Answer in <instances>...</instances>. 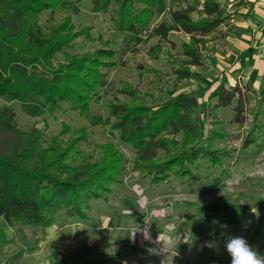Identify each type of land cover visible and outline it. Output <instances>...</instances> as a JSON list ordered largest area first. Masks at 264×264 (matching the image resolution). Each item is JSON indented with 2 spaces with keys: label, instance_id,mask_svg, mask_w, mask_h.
I'll return each instance as SVG.
<instances>
[{
  "label": "trees",
  "instance_id": "trees-1",
  "mask_svg": "<svg viewBox=\"0 0 264 264\" xmlns=\"http://www.w3.org/2000/svg\"><path fill=\"white\" fill-rule=\"evenodd\" d=\"M81 1L0 0V98L9 102L34 96L49 109L67 104L80 114L90 111L94 93L106 85L107 70L120 62L112 44L68 51L87 30L77 28L66 14L59 20L55 16ZM90 4L92 12L110 13L111 26L118 33L131 37L146 34L162 40L173 33L186 35L188 41L182 43L181 51L183 67L174 69L178 81L195 76L196 71L190 68L201 65V51L210 35L230 19L218 0H194L168 8L156 23L158 0H90ZM44 13L47 16L41 20ZM122 90L130 96L129 101H121L114 94L106 105L104 125L134 151L130 160L107 143L94 162L73 161L68 154L74 150L75 139L57 136L47 144L41 131L21 130L13 109L0 105V219L6 225L46 228L59 212L88 219L92 204L108 200L113 186L123 182L128 164L151 187L171 179L190 183L202 159L207 169L223 166L224 159H230V150L216 144L228 135L222 121L214 120L216 126L210 135H203L201 115L205 109L199 107L194 92L171 90L154 106L138 102L137 93ZM206 91L202 96L207 101L204 108L229 107L235 101L234 120L244 122L245 93L240 92L238 83L226 87L216 81ZM257 96L258 108L241 147L248 150L254 146L260 152L264 150V76ZM240 206L225 202L194 205L186 221L174 223V231L184 232L187 222L201 215L185 242L189 246L219 229L214 221L227 224L240 216L246 207ZM261 210L249 241H264V199ZM118 260L117 255L110 260L102 253L93 264H117Z\"/></svg>",
  "mask_w": 264,
  "mask_h": 264
},
{
  "label": "rangeland",
  "instance_id": "rangeland-1",
  "mask_svg": "<svg viewBox=\"0 0 264 264\" xmlns=\"http://www.w3.org/2000/svg\"><path fill=\"white\" fill-rule=\"evenodd\" d=\"M193 1L158 0L156 9L159 14L168 8H177ZM219 2L227 12L234 8L228 6V0ZM65 14L77 28L87 30L88 35L84 33L78 36L73 41V48L68 51L82 52L100 45L112 44L117 48L116 58L120 63L107 70L106 85L94 93L90 111L84 114L71 110L67 104L49 109L40 98L34 96L9 102L0 98V105H9L13 109L17 127L23 131H41L47 144L52 137L57 136L75 139L74 150L68 154L73 161L90 159L94 162L101 157L107 143L115 145L130 160L134 151L119 141L117 132L104 125L108 114L106 105L113 99V95L128 102L130 96L122 92V89H129L131 93H137L138 102L155 106L163 101L171 90H175V93L192 91L199 99V107L205 109L201 115V120L205 123L203 135L205 138L210 135L216 126L214 120L222 121L228 135L216 144L229 149L232 155L230 159H224L223 166L210 169L206 168L205 159L200 160V168L195 170L196 177L190 183L184 184L171 179L149 188L145 187L148 181L141 180L139 171L131 169L128 164L123 174V182L113 186V189L118 186L122 188L113 197H110L112 193L110 194L109 202L99 200L96 201L98 206L96 204L93 207L96 203L94 202L88 219L67 217L63 212H59L54 223L46 228L8 226L0 219V264H93L99 260L102 253L110 260L112 256L117 255V264H158L162 260L165 264H231V258L224 247L228 235L244 237L254 251L264 256V241H249L257 218L262 214L264 171L257 170L264 169V150L256 151L254 146L248 150L241 147L242 139L251 127L253 112L258 108L257 92L251 86L240 85V92L245 93V120L242 124L234 120L235 101L229 107L213 108L208 104L209 107L204 108L207 101L202 98L206 94V88L213 86L217 80V73L211 74L214 66L222 72L224 70L220 64V61H223L220 56L226 52L224 46L228 42V32L224 26L231 23L230 20L225 21L210 35L209 41L201 51V65L190 68L196 71L195 76L178 81L174 69L183 67L184 58L181 51L182 43L188 41L186 35L173 33L169 38L162 40L157 37L148 38L146 34L131 37L118 33L111 26L110 13L92 12L90 0H82L64 13L57 12L55 17L59 20ZM46 16L47 13L42 14L41 20ZM223 84L227 87L229 83ZM203 140L205 139H201ZM88 155L90 157H86ZM234 177L241 179L230 188L226 181ZM136 183L140 184V190L133 188ZM142 187H145V190ZM119 193L127 196L136 193L137 196L133 197H138V205L145 215H151L157 212V209H165L169 203L170 219L159 220V225L164 230L160 243L157 242L156 235H151L150 242H145L143 246L133 250L123 244V235L118 227L113 226L106 230V226H102L101 222L106 220L104 217L108 216V213L109 218L117 220L118 213L123 212L116 208ZM215 202L246 207L240 216L226 224V229L219 227L207 237L186 245L191 228L199 223L202 216L188 221L182 233H175L174 223L177 220L186 221L193 213L194 205ZM253 207L258 210V217L251 211ZM151 217L150 222L153 220V216ZM143 225V230L146 231L149 225ZM222 232L225 233L224 236H221ZM212 241L217 243L216 247L205 246L206 242ZM161 248L165 253L161 252Z\"/></svg>",
  "mask_w": 264,
  "mask_h": 264
},
{
  "label": "crops",
  "instance_id": "crops-1",
  "mask_svg": "<svg viewBox=\"0 0 264 264\" xmlns=\"http://www.w3.org/2000/svg\"><path fill=\"white\" fill-rule=\"evenodd\" d=\"M228 1V6H234V8L228 10L229 13L226 11L230 14L229 20L231 23L224 26L228 32L226 38L228 42L224 46L226 52L220 56L223 60L220 61V64L224 67V70L222 69V72L214 66V71L211 74L217 73V82H228V85L236 82L239 85L251 86L254 91L258 92L262 84V76H264V0ZM165 12L166 10H163L158 14L156 9L153 23L159 21ZM145 187L149 188L150 186L146 184ZM120 188L122 187H114L110 197L117 194ZM134 195L127 196L119 193L116 208L118 211L123 212L118 213V215L116 212L117 220L113 217L109 218L108 213V216L104 217L106 220L102 221L103 223L101 222L102 226H106V230H110L113 226L118 227L119 232L123 235V244L133 250L143 246L145 242H150L151 235L158 237L160 234L163 237L164 230L159 225L160 221L162 218L166 219L167 216L170 219L168 211L170 206L168 203L165 209H157V212L150 215V217L153 216L152 222H150V217L148 221H145L148 214L145 215V212L142 211L140 205H138V197H133ZM96 204L98 206L96 202L93 207ZM146 223L149 226L145 231L143 230V224ZM135 229L137 230L133 233ZM158 264H165V262L162 260Z\"/></svg>",
  "mask_w": 264,
  "mask_h": 264
},
{
  "label": "clouds",
  "instance_id": "clouds-1",
  "mask_svg": "<svg viewBox=\"0 0 264 264\" xmlns=\"http://www.w3.org/2000/svg\"><path fill=\"white\" fill-rule=\"evenodd\" d=\"M259 171H264V169H258ZM240 177H234L233 179H230L226 181V184L231 188L234 187ZM253 213L259 216L258 210L253 207L251 209ZM214 223L219 224L221 229H226V224H220L218 221H214ZM135 229L133 233L136 231ZM225 233L222 232L221 236H224ZM167 239V238H165ZM161 241V235L157 237V242L160 243ZM170 242V241H169ZM205 246L209 247H216L217 243L215 241L212 242H206ZM224 247L227 251V254L231 258V264H264V256L259 255L256 251L253 250V248L248 244L247 240L242 236H233L228 235L224 242ZM161 252L165 253V250L161 248Z\"/></svg>",
  "mask_w": 264,
  "mask_h": 264
},
{
  "label": "built area",
  "instance_id": "built-area-1",
  "mask_svg": "<svg viewBox=\"0 0 264 264\" xmlns=\"http://www.w3.org/2000/svg\"><path fill=\"white\" fill-rule=\"evenodd\" d=\"M133 188L134 189H137V190H140V185H138L137 183L135 185H133ZM149 217L150 215H148L146 218H145V221H148L149 220Z\"/></svg>",
  "mask_w": 264,
  "mask_h": 264
}]
</instances>
